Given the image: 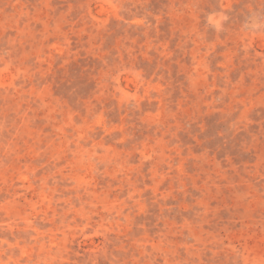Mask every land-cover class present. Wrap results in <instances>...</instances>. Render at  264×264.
Listing matches in <instances>:
<instances>
[{
	"label": "rangeland",
	"instance_id": "rangeland-1",
	"mask_svg": "<svg viewBox=\"0 0 264 264\" xmlns=\"http://www.w3.org/2000/svg\"><path fill=\"white\" fill-rule=\"evenodd\" d=\"M0 264H264V0H0Z\"/></svg>",
	"mask_w": 264,
	"mask_h": 264
}]
</instances>
